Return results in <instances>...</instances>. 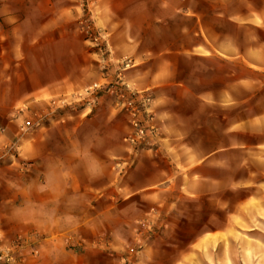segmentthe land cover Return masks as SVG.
<instances>
[{
    "label": "crops",
    "instance_id": "obj_1",
    "mask_svg": "<svg viewBox=\"0 0 264 264\" xmlns=\"http://www.w3.org/2000/svg\"><path fill=\"white\" fill-rule=\"evenodd\" d=\"M229 1L241 10L206 11L221 9L224 0H90L94 23L106 33L110 66L46 67L43 58L30 67V50L44 56L43 1L0 0V88L6 97L0 105L16 107L7 122L0 115V227L5 245L44 237L38 257L23 244V264H117L131 244L115 238L116 254L96 246L108 228L97 220L123 214L116 201L137 195L163 201L174 216L186 215L188 202L227 215L225 225H210L198 208L195 239L166 263L192 255L204 263L203 250L237 230L239 219L264 220V0ZM128 58L133 64L121 67ZM119 76L154 94L157 151L125 143L129 118L106 90ZM91 87L99 88L97 97L78 99ZM74 106L80 113L69 116L68 127L36 129L53 120V112ZM35 107L44 110L37 126ZM26 120L36 127L23 130ZM106 200L112 207H102ZM178 227L173 221L163 232ZM147 251H134V258ZM238 256L247 261L235 250L229 262H239ZM222 258L227 255L215 251L214 261Z\"/></svg>",
    "mask_w": 264,
    "mask_h": 264
},
{
    "label": "rangeland",
    "instance_id": "obj_2",
    "mask_svg": "<svg viewBox=\"0 0 264 264\" xmlns=\"http://www.w3.org/2000/svg\"><path fill=\"white\" fill-rule=\"evenodd\" d=\"M16 1L20 4L24 0ZM42 1L47 22L45 41L43 44L44 56L38 55L36 50H34V52L30 50V67L36 66L38 62L41 63L43 58L45 59L46 67H85L88 62L94 63L97 67L110 66L111 60L109 55L111 51L107 42L106 33L94 23L91 7L88 6L90 0ZM224 1H227V3L221 9L219 7H208L206 11L213 12L220 10L224 14H230L241 10L237 3H234L232 9L230 1ZM253 1L255 5L261 3V0ZM87 21H89L96 30L101 31L105 35L101 39V45L107 48L105 52L101 51L99 46L94 45L91 38L86 34L85 27ZM13 46L15 45L13 44ZM89 53L95 54V57L87 61L86 56ZM129 60L132 61L130 58L125 59L121 67H125ZM132 64L133 61L131 65ZM5 99L4 91L0 88V101ZM1 106L6 108V110L0 111V115L4 117L2 120L7 122L12 113L16 111V107L10 105H0V107ZM80 109L79 107L77 110L65 108V110L53 112V120H46L42 122L40 126L36 125V118L39 112L44 114L43 108L35 107L32 114L33 116L31 117H35L33 122H35L37 126H34L36 129L38 127L63 128V126L68 127L70 125L68 120L69 116H71V114L80 113ZM47 110L50 112L52 111L50 107H47ZM162 202L161 200L156 202L143 200L139 195L116 201V204H121V206L125 208L123 214L118 215L117 213H110L107 217L97 220L100 226L107 224L108 228L104 227L105 231H103L93 243L96 246L105 244L107 253L112 252L115 254L117 250L111 248L115 238L116 240L130 243V247L118 258L117 264H173L171 262L166 263L162 261L166 259H170L169 261H171L173 256H179L181 252L185 250L187 242H192L195 239L197 233L193 232V229H195L199 223L197 221V216L192 214L196 213L198 208L203 210L206 224L214 225L215 223L216 225H225L228 219L227 215L224 213L219 215L211 207L203 205L197 207V204L193 202H188L185 205L186 215L182 216L179 214L174 216L171 212L169 213L163 208L161 205ZM113 203L112 200H106L102 203V207H112ZM228 208L229 206H227L226 210H229ZM173 221L180 227L165 234V232H163L165 225ZM118 225H123L124 229L117 231ZM33 236L37 237L36 240H29V237L22 238L28 240L27 246L38 249L39 254L35 255L38 257L40 255L38 245L44 237L39 235ZM160 236H163L164 240H161ZM159 237L161 244L157 247L153 242ZM213 237V235L206 233V240L213 239ZM152 245H154L153 250L150 249ZM145 249L149 250L146 254L140 256V258L137 256L134 258V251L138 252ZM235 250L238 252V255L242 254L247 256L245 258L247 261L240 262L241 258L238 256L239 262H229V253ZM203 251L204 263L197 256L192 255L189 259H186L180 264H264V220L261 218L239 219L237 230L227 233L215 247L205 248ZM215 251L218 253L223 252L227 255V258H222V261L218 262L214 261ZM200 252L202 251L200 250ZM150 256L152 258H150ZM23 257L25 262L26 255H24V253ZM156 259H158L157 261L159 262H155Z\"/></svg>",
    "mask_w": 264,
    "mask_h": 264
},
{
    "label": "built area",
    "instance_id": "obj_3",
    "mask_svg": "<svg viewBox=\"0 0 264 264\" xmlns=\"http://www.w3.org/2000/svg\"><path fill=\"white\" fill-rule=\"evenodd\" d=\"M86 34L91 38L94 45L99 46L100 50L105 52L107 48L101 45V39L105 36L101 31L96 30L93 25L87 21L85 27ZM107 47V46H106ZM132 63L129 60L125 67ZM99 88L91 87L78 96L81 101L87 97H97L100 93ZM102 90V89H101ZM115 95L117 105L122 109V112L129 118L131 132L125 137V143L133 149H150L157 151L154 145L153 136L159 135V126L156 119V113L153 109L154 94L152 91H138L131 88L124 82L123 76H119L116 83L110 84L107 89ZM74 106L72 109L77 110ZM85 112V109L83 110ZM35 125L30 120L23 123V130L27 131ZM5 126L0 122V133H4ZM5 235L0 227V264H23L24 257L22 253L23 244L28 243L27 239L18 238L10 244H4ZM32 253L38 255L37 248H32Z\"/></svg>",
    "mask_w": 264,
    "mask_h": 264
}]
</instances>
